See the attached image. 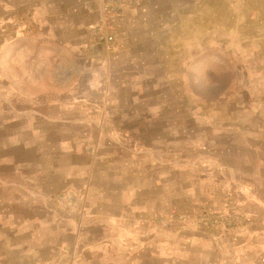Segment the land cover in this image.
<instances>
[{
  "label": "rangeland",
  "instance_id": "obj_1",
  "mask_svg": "<svg viewBox=\"0 0 264 264\" xmlns=\"http://www.w3.org/2000/svg\"><path fill=\"white\" fill-rule=\"evenodd\" d=\"M90 28L70 111L56 62L0 51V264H197L264 220V0H140Z\"/></svg>",
  "mask_w": 264,
  "mask_h": 264
},
{
  "label": "crops",
  "instance_id": "obj_2",
  "mask_svg": "<svg viewBox=\"0 0 264 264\" xmlns=\"http://www.w3.org/2000/svg\"><path fill=\"white\" fill-rule=\"evenodd\" d=\"M0 1V42L3 43L0 51L6 53L12 50L14 54H26L28 57L22 61V65L27 64L40 70L42 67L48 68L47 65H42L56 62L57 68L62 71L54 73L51 77L50 84L56 87V91L49 94L55 102V107L65 112L70 111L71 103H81L84 106L80 98L71 100L74 92L78 93L74 86L79 85L77 69L80 67L76 66L75 62L77 59L84 61L87 57L101 59L93 55V45L89 39L90 27L101 20L99 1ZM11 22H16L15 30L10 27ZM25 43H33L39 48H25ZM14 65L15 68L18 67V64ZM33 77L23 75L21 81L32 86L42 83V78ZM38 94H42V91L39 90ZM90 96L93 100L95 93ZM87 107L92 109L93 105ZM75 156L83 159V156L78 154ZM207 241L209 242V239ZM221 241L224 240H212L207 243L203 251L199 252L198 249L192 254L191 260L197 261V264H263L261 260L264 258V220L253 221V225L247 230L226 232L225 243Z\"/></svg>",
  "mask_w": 264,
  "mask_h": 264
},
{
  "label": "built area",
  "instance_id": "obj_3",
  "mask_svg": "<svg viewBox=\"0 0 264 264\" xmlns=\"http://www.w3.org/2000/svg\"><path fill=\"white\" fill-rule=\"evenodd\" d=\"M99 11L103 18L119 14L124 7L130 3H138L140 0H98ZM92 35L99 44H103L106 50L110 49L113 44L111 33H102L100 29H93ZM264 264V258L261 260Z\"/></svg>",
  "mask_w": 264,
  "mask_h": 264
},
{
  "label": "water",
  "instance_id": "obj_4",
  "mask_svg": "<svg viewBox=\"0 0 264 264\" xmlns=\"http://www.w3.org/2000/svg\"><path fill=\"white\" fill-rule=\"evenodd\" d=\"M95 48H96V49H95L96 52L99 53V54H101V51H102L101 46L98 44Z\"/></svg>",
  "mask_w": 264,
  "mask_h": 264
}]
</instances>
